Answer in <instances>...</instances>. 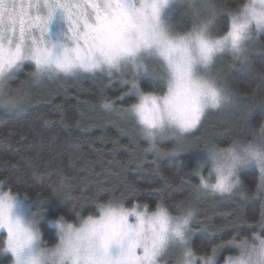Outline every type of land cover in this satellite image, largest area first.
Instances as JSON below:
<instances>
[{"label": "clouds", "instance_id": "9594fccd", "mask_svg": "<svg viewBox=\"0 0 264 264\" xmlns=\"http://www.w3.org/2000/svg\"><path fill=\"white\" fill-rule=\"evenodd\" d=\"M132 4L137 9L144 6L142 0H132ZM51 6L57 8L56 0H52ZM225 17L227 27L221 30V19ZM160 21L166 39L177 46L168 49L153 43L145 50L141 44V51L134 58H119L123 43L119 37H94L85 46L83 41L73 39L65 22L67 32L62 41L54 43L46 38L47 55L52 62L49 70L39 78L30 73L16 87L12 82L20 70L0 76V110L23 111L32 89L48 83L90 79L104 89L118 85L124 98L134 97L127 106L121 107L122 114L116 115L131 125L129 134L134 140L145 142V149L158 156L159 146L168 140L174 141L172 149L176 154L189 151L199 154L194 165L182 172L191 194L172 203L161 198L147 209L144 236L153 235L151 224L163 238L154 264H264V112L257 125L249 120L257 108H264V73L253 86L244 88L229 71L251 67L252 53L258 48L264 49V0H170L162 8ZM233 22L241 26L239 51L233 48L227 35L228 26ZM127 39L139 38L133 32ZM201 40L215 46L211 60L203 58ZM225 57L230 58L227 66L222 63ZM112 58L119 59L110 66L108 60ZM57 63L71 70L57 71ZM85 67L91 70L86 71ZM145 79L153 81L148 88L142 87ZM109 81L111 84L104 87ZM213 93L219 101L215 105ZM197 103L202 110L198 129L210 117L215 116L219 121L220 127L210 134L196 135L197 129L182 127ZM225 129L226 133L222 131ZM225 135L228 136L226 144L221 142ZM250 167H255L258 173L254 185H249L241 175ZM52 191L61 204L72 198L70 185L65 182ZM205 198L234 201L241 206L252 200L260 201L250 223L246 220L251 232L228 244L232 252H225V244L220 243L200 249L194 247L196 202ZM29 200L28 210L22 211V205ZM132 205L127 196L113 195L107 200L94 201L91 211L82 205L70 209L67 215L60 213L47 220L56 237L54 243H49L41 227L47 217L46 208L31 197L17 195L2 183L0 224L4 226L0 227V258L9 256V264H72L71 257L62 255L56 248L61 237L65 247H87L89 241L82 239L84 233L78 230L89 216L99 218L102 211L111 210L118 218ZM137 211L145 212V209L141 206ZM129 222L137 223L134 216L129 217ZM8 225L14 229L18 258L5 251ZM119 251L113 247L112 256H118Z\"/></svg>", "mask_w": 264, "mask_h": 264}, {"label": "trees", "instance_id": "16d2710c", "mask_svg": "<svg viewBox=\"0 0 264 264\" xmlns=\"http://www.w3.org/2000/svg\"><path fill=\"white\" fill-rule=\"evenodd\" d=\"M226 27L225 17L221 19L220 28ZM223 63L227 66L230 58ZM33 70L32 65L26 64L16 74L12 86H18ZM229 71L241 87L253 86L264 73V49L258 48L252 53L251 67ZM152 83L151 79L141 82L145 88ZM100 94L101 86L90 79L48 83L32 89L23 111L0 110V180L17 195L31 197L44 206L47 220L60 213L67 215L70 209L82 205L91 211L94 201L120 196L126 184L137 188L135 197L127 196L131 204L149 207H154L161 196L172 203L191 191L182 172L194 165L199 154L196 151L176 154L172 151V140L159 146V156L144 152L146 144L133 139L129 134L130 124L99 107H90L98 104ZM104 95L116 100L122 92L118 85H113L104 89ZM133 99L125 97L117 106L125 107ZM262 112L264 108H257L249 118L250 123L257 125ZM219 127L217 117H210L196 135L210 134ZM121 128L127 129L128 134L121 135ZM114 140L119 141V146L114 145ZM221 142L226 144L228 136L225 135ZM241 175L249 185H254L258 173L256 168L250 167ZM192 179L195 183V177ZM61 182L71 188L72 198L64 204L54 198L52 191ZM101 187L104 191L99 190ZM156 187H164V192L152 191ZM259 203V200H252L241 206L216 198L197 201L199 223L194 225V247L206 248L221 240L249 234L250 219ZM238 216L249 223L234 227ZM47 220L41 225L44 238L54 243V229L48 227ZM224 251L232 252L233 248L225 244ZM9 262V256L0 258V264Z\"/></svg>", "mask_w": 264, "mask_h": 264}, {"label": "snow or ice", "instance_id": "6c2138e0", "mask_svg": "<svg viewBox=\"0 0 264 264\" xmlns=\"http://www.w3.org/2000/svg\"><path fill=\"white\" fill-rule=\"evenodd\" d=\"M142 2L144 6L137 9L133 6L132 0H56L57 8L54 9L51 6L52 0H0V76L13 70H22L26 62L34 66L31 74L37 78L52 67L47 55L46 38L50 39L49 25L57 10L62 13L73 39L83 41L85 46L94 37L102 35L121 38L122 56L119 58L136 57L141 51V44L144 45L145 50L153 43L168 49L176 47L173 41L166 39L160 21L162 8L166 7L170 0H142ZM133 32L137 34L138 40L127 39ZM240 33L241 26L236 23L233 22L228 26L227 35L231 37L232 46L237 51L241 40ZM200 46L203 58L211 60L216 51L215 46L206 40H201ZM119 58L109 59V65H114ZM55 67L57 71L71 70L58 63ZM85 70L91 68L85 67ZM110 84L111 81L104 87ZM133 87L136 85L133 84ZM123 99L122 95L116 100L108 98L104 95L102 87L99 107L116 116L123 112V109L117 106V102ZM212 100L214 105L219 102L215 93L212 95ZM90 107L95 109L97 105ZM201 111L199 104H195L182 127L185 130L198 131ZM222 131L226 133L227 130ZM120 134L127 135V129L121 128ZM113 143L119 146L118 140H114ZM143 151L150 152L148 149ZM172 151L175 152V149ZM2 183L4 181L0 180V184ZM125 188L121 196L135 197L137 192L135 185L126 184ZM99 190L104 191V188L101 187ZM152 191L163 193L164 187H156ZM141 206L145 212L137 211ZM148 207L147 204H133L131 208L123 210L118 218L111 210L102 211L99 218L89 216L83 227L78 230L84 233L82 239L89 241L87 247L81 248L79 245L65 247L64 237H61V242L56 248L62 255L70 256L72 264H154L163 238L156 233L155 226L151 224L153 235L144 236L145 214ZM130 216L135 217L137 221L135 225L129 222ZM198 223L199 221L196 220L194 225ZM241 223L247 221L239 216L233 222L234 227H238ZM2 226L4 225L0 224V227ZM7 227L8 239L5 241V251L18 258L14 229L11 225ZM181 238L184 239L183 233ZM235 238L228 241L221 240L220 244H229ZM187 239L190 240L191 235ZM113 247L120 250L115 258L111 253Z\"/></svg>", "mask_w": 264, "mask_h": 264}, {"label": "rangeland", "instance_id": "374dc122", "mask_svg": "<svg viewBox=\"0 0 264 264\" xmlns=\"http://www.w3.org/2000/svg\"><path fill=\"white\" fill-rule=\"evenodd\" d=\"M66 32H67V28H66V23H65V20L63 18V15H62V13L59 10H57V12L54 14L53 19H52V21L50 22V25H49V38L54 43L60 42V41H62L64 39ZM227 58L228 57H225L224 60L226 61ZM223 62L224 61H222V63ZM26 64H30V63L26 62ZM30 203H31V201L24 202V204L22 205L21 210L22 211H27ZM46 220H47V218H46Z\"/></svg>", "mask_w": 264, "mask_h": 264}]
</instances>
